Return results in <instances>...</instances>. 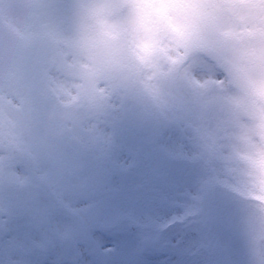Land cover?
I'll return each instance as SVG.
<instances>
[{
    "label": "rangeland",
    "instance_id": "rangeland-1",
    "mask_svg": "<svg viewBox=\"0 0 264 264\" xmlns=\"http://www.w3.org/2000/svg\"><path fill=\"white\" fill-rule=\"evenodd\" d=\"M39 4L36 11L42 13H33ZM5 5L0 6V96L19 90L12 83L19 80L22 63L27 65L23 58H12L26 47L13 48L5 25L17 34L27 33L41 21L69 31V0L19 4L14 0ZM6 55L9 71L2 64ZM54 65L45 66L48 81L42 80V88L23 81L30 86L28 93L45 103L43 109L32 101L36 112L27 128L6 138L0 133V199L7 201V206L0 204V222L10 229L3 252L15 251L13 264L19 259L20 264H34L35 251L47 256L58 250L59 243L64 244L61 250L70 257L69 264H250L249 256L256 249V207L238 188L228 159L226 137L234 117L223 110V94L210 92L209 108L198 95L180 91L168 108L142 103L134 113L125 98L117 96L86 123L69 113L49 115L56 103L50 92ZM141 117L154 123L141 137L150 142L143 149L134 144ZM61 127L75 141L73 153L53 139ZM5 139L19 146L21 156L14 164L5 162L11 148L4 147ZM39 152L42 164L53 174L65 178L69 169L73 171L66 180L70 188L57 193L53 185L43 183L41 165L33 162ZM91 182L124 202L128 209L121 218L98 210V201L88 193ZM228 203L236 210L227 209ZM20 216L26 218L22 226ZM129 223L137 228L130 230ZM188 226L198 231L196 237H184ZM13 228L25 230V237L18 238ZM33 232L41 234V244Z\"/></svg>",
    "mask_w": 264,
    "mask_h": 264
},
{
    "label": "clouds",
    "instance_id": "clouds-1",
    "mask_svg": "<svg viewBox=\"0 0 264 264\" xmlns=\"http://www.w3.org/2000/svg\"><path fill=\"white\" fill-rule=\"evenodd\" d=\"M69 31L38 22L17 34L14 49L54 45V109L86 123L117 97L156 109L177 93L222 95L234 117L228 159L237 186L256 207L253 241L264 257V0H69ZM34 108L15 95L0 96V131L18 135ZM19 148L5 139L4 147ZM261 264H264L262 259Z\"/></svg>",
    "mask_w": 264,
    "mask_h": 264
},
{
    "label": "water",
    "instance_id": "water-1",
    "mask_svg": "<svg viewBox=\"0 0 264 264\" xmlns=\"http://www.w3.org/2000/svg\"><path fill=\"white\" fill-rule=\"evenodd\" d=\"M132 103H133V107H135L137 105V102L136 101H133L131 100ZM55 138L62 144L64 145L67 149H70L72 150L73 149V143L72 141L68 138V136H66L63 132H59L55 135ZM190 232L191 230H187L186 231V234L187 235H190ZM4 235V230L3 228L0 226V240H1V237ZM253 259L258 262L259 259H261V256L260 255H254L253 256ZM259 263V262H258Z\"/></svg>",
    "mask_w": 264,
    "mask_h": 264
},
{
    "label": "snow or ice",
    "instance_id": "snow-or-ice-1",
    "mask_svg": "<svg viewBox=\"0 0 264 264\" xmlns=\"http://www.w3.org/2000/svg\"><path fill=\"white\" fill-rule=\"evenodd\" d=\"M261 47L264 48V41H261Z\"/></svg>",
    "mask_w": 264,
    "mask_h": 264
},
{
    "label": "trees",
    "instance_id": "trees-1",
    "mask_svg": "<svg viewBox=\"0 0 264 264\" xmlns=\"http://www.w3.org/2000/svg\"><path fill=\"white\" fill-rule=\"evenodd\" d=\"M114 203V202H113ZM115 204V203H114Z\"/></svg>",
    "mask_w": 264,
    "mask_h": 264
}]
</instances>
